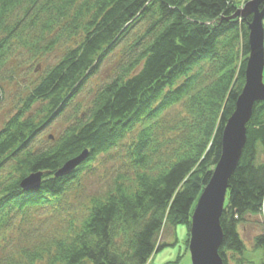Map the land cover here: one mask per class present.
<instances>
[{"label":"trees","instance_id":"trees-1","mask_svg":"<svg viewBox=\"0 0 264 264\" xmlns=\"http://www.w3.org/2000/svg\"><path fill=\"white\" fill-rule=\"evenodd\" d=\"M240 7L239 0H0V74L17 52L37 60L63 49L0 129V264H149L169 246L161 234L180 225L189 247L197 200L245 85L253 16L231 19ZM115 54L109 80L74 110ZM1 93L0 85V104ZM71 111L60 137L36 150L39 134ZM246 135L220 220L224 264H264V102L254 105ZM86 151L71 174L57 177ZM102 155L118 167L82 220L36 250L6 253L1 241L17 220L60 211ZM38 173L39 190L21 189ZM251 223L260 232L250 254L239 230Z\"/></svg>","mask_w":264,"mask_h":264},{"label":"rangeland","instance_id":"rangeland-1","mask_svg":"<svg viewBox=\"0 0 264 264\" xmlns=\"http://www.w3.org/2000/svg\"><path fill=\"white\" fill-rule=\"evenodd\" d=\"M253 0H239L242 10L245 5ZM239 19H242L240 17ZM244 20V19H243ZM61 48L52 54L33 60L29 55L17 52L12 59V63L7 67L4 73L0 74V85L3 87L2 101L0 104V129L3 128L7 120L15 113L20 98L27 95V88L34 83L43 70L48 66H53L58 62L62 55ZM119 54L112 55L106 61L97 75H95L84 87L82 94L74 101L73 109L81 108L83 110L92 100L95 89L108 81L112 74V67L115 64ZM264 71V70H263ZM72 110V107L70 108ZM73 112H69L65 118H58L51 125L43 130L40 136L34 142L36 150L43 149L57 140L61 133L71 124ZM53 138V139H51ZM114 156L102 155L94 163L92 170L82 174L81 189L75 190L68 195L63 202L60 211L54 209H45L37 213H31L29 218L17 220V227L12 231H7V239L2 240L6 253L18 252L24 248L38 249L44 245L49 238L66 233L72 226V222L81 221L86 213L88 206L93 198L100 197L109 187L114 173H116L118 164L115 163ZM9 169L4 173L8 174ZM71 226V227H70ZM71 230V229H70ZM240 233L248 252L252 253L253 241L256 234L260 232L256 224L251 223L240 228ZM188 227L186 225L178 226L175 231L172 228H166L161 234V242L169 246L156 253L149 264H167L176 261L181 256V264H191V254L187 248ZM6 238V235L3 236ZM173 245V246H172ZM261 254L257 256L260 258Z\"/></svg>","mask_w":264,"mask_h":264},{"label":"water","instance_id":"water-1","mask_svg":"<svg viewBox=\"0 0 264 264\" xmlns=\"http://www.w3.org/2000/svg\"><path fill=\"white\" fill-rule=\"evenodd\" d=\"M264 0H253L238 10L231 19L253 16L249 24L250 55L245 72V85L237 100L234 114L225 125L222 136V152L209 184L204 189L191 218L189 252L191 264H224L219 254L224 234L221 218L229 188V181L239 165L247 142V124L250 122L254 105L264 102ZM88 152L67 163L57 177L67 176L82 164ZM43 174H32L21 183L24 191H36Z\"/></svg>","mask_w":264,"mask_h":264},{"label":"bare ground","instance_id":"bare-ground-1","mask_svg":"<svg viewBox=\"0 0 264 264\" xmlns=\"http://www.w3.org/2000/svg\"><path fill=\"white\" fill-rule=\"evenodd\" d=\"M151 260H152V259H151ZM151 260H150V261H151Z\"/></svg>","mask_w":264,"mask_h":264}]
</instances>
